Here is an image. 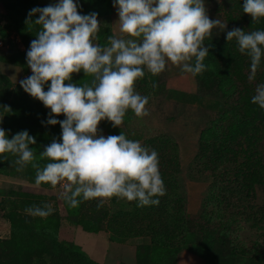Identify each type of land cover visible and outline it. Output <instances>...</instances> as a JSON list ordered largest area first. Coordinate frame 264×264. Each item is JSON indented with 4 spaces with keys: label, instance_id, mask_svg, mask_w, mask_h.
<instances>
[{
    "label": "clouds",
    "instance_id": "obj_1",
    "mask_svg": "<svg viewBox=\"0 0 264 264\" xmlns=\"http://www.w3.org/2000/svg\"><path fill=\"white\" fill-rule=\"evenodd\" d=\"M117 34L107 44L96 43L101 23L98 13L82 14L79 0H55L32 8L26 19L36 29L26 52L31 75L19 86L48 109L42 126L59 125V140L40 151L47 160L41 169L36 159V139L27 130L12 135L0 127V156L17 159V171L36 168L34 186H59V198L71 208L86 201L118 198L138 207L159 204L165 194L158 153L125 134L105 137L102 122L120 128L126 113L136 118L149 115V97L135 90L145 74L158 76L169 66L196 77L207 68L209 47L204 41L219 28L228 42L235 40L241 55L249 58L248 81L254 82L264 60V30H227L228 24L210 19L206 0H113ZM243 13L252 22L264 19V0H243ZM83 73L88 83H74ZM46 88V90H45ZM251 103L264 110V83H258ZM9 110L8 108H4ZM63 116V120L57 117ZM2 122V120H0ZM27 215L47 218L51 203L26 207Z\"/></svg>",
    "mask_w": 264,
    "mask_h": 264
},
{
    "label": "rangeland",
    "instance_id": "obj_2",
    "mask_svg": "<svg viewBox=\"0 0 264 264\" xmlns=\"http://www.w3.org/2000/svg\"><path fill=\"white\" fill-rule=\"evenodd\" d=\"M93 1L96 0H84L79 11L82 14L91 13L94 9L91 4ZM217 1L206 0L209 18L213 20L218 18L214 13ZM52 3L53 0H36L33 8ZM90 5L91 8L88 9ZM27 14L22 12L17 17L9 14L0 0V42L3 45L0 47V77L6 78L11 85H18L20 80L31 75L25 62H17L18 55L26 54V47L22 37L13 29L15 23L24 25L29 30L35 29L26 24ZM112 19L111 35H114L117 34L115 23L118 20L115 10ZM222 35V30L215 28L204 41L209 47V55L204 61L207 70L202 73L204 84L198 83L190 74H182L174 66H169L158 76L146 73L147 86L144 87V93L149 97L147 109L155 107L158 114L140 119L129 111L120 128H107L104 122L99 125V131L105 137L122 132L128 139L139 141L150 150L156 146L164 147L167 142L175 147L174 159L178 172L172 181L168 202L164 203L168 215L167 237L171 235L170 237L178 239L171 244L172 251L165 255L161 252L162 249L154 248L148 238L120 241L107 230L87 232L85 229H93L94 222L102 217L101 211H126L123 213L128 214L133 202L112 198L106 200L102 207H97V201L92 200L71 208L59 198L62 191L59 186L55 189L50 186L45 189L32 186L37 192L35 197L28 199L37 206L45 203L53 205L52 216L58 219L59 224L57 232L54 233L50 224L43 227L39 222H27L26 225L23 224L25 227L18 234L20 236L17 233L12 235L11 224L3 219L5 192L20 191L30 184L26 181L24 169L17 171V157L5 154L6 176L10 175L8 179L0 177V264H50L59 255V260L70 262L72 249L94 264H203L194 255L182 251L179 241L182 236L185 241L183 248L196 254L199 249L207 252L209 249L205 248L202 236L211 232L213 239L225 235L227 250L222 248L219 241L209 245L210 253L207 257L210 264H264V219L261 218L260 221L259 216L253 215L254 218L250 217L253 218L252 221L237 219V226L233 227L231 223L229 227L228 220L236 214L232 192L236 184L227 183L230 177L225 174L228 172L227 166H218L216 171L209 164L210 154L220 155V143L227 137L224 132L227 127L224 119L226 116L220 114L217 120L212 119L213 112L219 111L222 104L210 100L218 97L214 76L225 53ZM202 87L204 88L201 90ZM221 87L224 93L231 94L228 81L222 82ZM59 119L63 120L64 117L60 116ZM60 133L61 129L58 128L56 137H60ZM22 204L23 201L19 200L15 206L21 207ZM22 212L26 214L25 210ZM182 213L188 218L181 216ZM79 219L80 223L77 222ZM179 251L182 252L178 253Z\"/></svg>",
    "mask_w": 264,
    "mask_h": 264
},
{
    "label": "trees",
    "instance_id": "obj_3",
    "mask_svg": "<svg viewBox=\"0 0 264 264\" xmlns=\"http://www.w3.org/2000/svg\"><path fill=\"white\" fill-rule=\"evenodd\" d=\"M2 2L7 8L8 13L14 14L17 17L16 15L22 12L27 14L35 6L36 0H2ZM82 2L84 0H79L80 5ZM242 3L243 0H218L214 7V13L217 14L218 19L222 23L228 24L227 30L233 28H240L246 32L264 30V19H261L259 22H252L251 18L243 13ZM91 4H93L92 8H94L91 11L98 13V20L101 23L96 41L100 46H105L108 37L111 35L109 19L107 17L109 14V4L107 0H96ZM90 8L91 5L88 9ZM13 29L22 37L27 52L30 42L35 39L36 29H26L24 25L19 23L13 24ZM222 39L225 42V45L223 43L225 53H223V58L217 65V69H215L216 74L214 76L216 77L218 90L216 96L218 97L211 98L210 100L213 99L215 102L222 104L219 111L213 112L214 117L212 119L217 120L220 114L226 116L224 119L227 127H225L224 132L227 137L226 139H222L220 143L222 153L220 155L217 153L210 154L209 164L216 171L218 170V166H227L226 171L228 170V172L225 174L230 175L227 183L233 182V184H236V187L231 188L234 195L233 198L235 199L233 205L236 209V214L232 215L231 220L227 222L229 227L231 223L234 227V225L237 226V219L250 222L254 218L253 215L259 216L260 221L261 218L264 219V110L251 103V98L255 94L256 84L264 83V60H262L261 67L257 72L256 80L250 83L247 78L250 64L249 58L239 53L235 40L227 43L224 33ZM17 62L26 63V54L18 55ZM194 78L200 84L205 83L204 74ZM90 79V77L85 78L83 73L73 76L74 83H88ZM225 80L228 81V86L232 90L230 95L222 91V82ZM146 86L145 75L143 79H139L136 82L135 90L141 95H145L144 87ZM201 97L205 98L204 95H201ZM5 107L10 109V111L4 109ZM48 111L41 102L24 93L19 84L11 85L6 78L0 77V120H2L0 127H3L10 135L27 130L36 139V144L30 147L35 149L36 159L33 163L38 164L41 169L48 161L40 159V151L43 150L44 146L50 144L53 139L59 140V137H56L57 129L60 128L59 125H41V121L46 120ZM148 111L151 116L158 114L155 107L150 108ZM104 123L107 128L112 127L106 124V122ZM156 147L154 150L158 153L159 171L165 188V194L157 198L159 199V204L138 207L133 202L132 209L129 210L130 213L128 214L123 213L126 211L110 213L105 209L101 211L102 217H99L94 222L93 229L86 228L84 223L81 224L86 228L87 232L96 233L107 230L115 239L120 241L133 238H148L154 245V248L162 249L161 252L165 255L172 251L171 244L173 241H178V239L170 237L171 235L167 237L168 215L164 203L168 202L172 181L178 172V166L174 159L175 147L171 143L167 142L161 148L159 146ZM36 170L31 164L24 168L25 178L30 186H24L20 191L5 192L6 200H3V205L5 206L3 209V219L11 224L12 235L14 233L20 234L22 227H25L24 225L27 222H39L43 227L50 224L54 233L57 232L59 227L58 219L55 216L51 215L46 219L40 220L33 219L27 214H22V211L26 207L35 205L34 201L28 199L35 197V192H37L34 189L36 188L34 187ZM0 175H7L6 155L0 156ZM47 186L42 185L39 189H45ZM19 200L23 201L21 207L15 206ZM182 215L187 217L184 213ZM218 216L219 218L221 217L219 213ZM176 220L178 221V219ZM77 222L80 223L81 219ZM211 236H213L212 232L202 236L204 237L202 240L204 241L205 248L208 247L209 249L207 252L199 249L196 254L183 248V245L185 247V241L182 240V236L179 241L181 243L180 248L183 249L182 251L194 255L193 257L199 262L210 264L207 257L210 253L209 245L219 241L222 244V248L225 251L227 250L225 235H219L216 239H213ZM56 258L51 260L50 264H94L74 249L70 250V262L59 260L60 255Z\"/></svg>",
    "mask_w": 264,
    "mask_h": 264
},
{
    "label": "crops",
    "instance_id": "obj_4",
    "mask_svg": "<svg viewBox=\"0 0 264 264\" xmlns=\"http://www.w3.org/2000/svg\"><path fill=\"white\" fill-rule=\"evenodd\" d=\"M54 2H55V0H53ZM107 2H108V0H107ZM109 6H108V8H109V14L107 15V17H108V19H109V26H110V29H111V34H112V26H113V19H112V17H113V13H114V8H113V6H112V4H113V0H109ZM111 36V35H110ZM96 43H97V41H96ZM10 175V174H9ZM8 175V176H9ZM8 176H0V177H2V178H5V179H8L7 177ZM35 187V186H34Z\"/></svg>",
    "mask_w": 264,
    "mask_h": 264
},
{
    "label": "built area",
    "instance_id": "obj_5",
    "mask_svg": "<svg viewBox=\"0 0 264 264\" xmlns=\"http://www.w3.org/2000/svg\"><path fill=\"white\" fill-rule=\"evenodd\" d=\"M3 45H2V42H0V47H2Z\"/></svg>",
    "mask_w": 264,
    "mask_h": 264
}]
</instances>
